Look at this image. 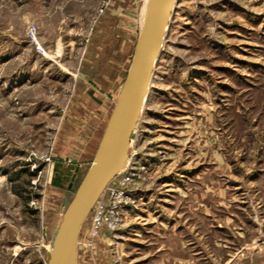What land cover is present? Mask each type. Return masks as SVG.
I'll list each match as a JSON object with an SVG mask.
<instances>
[{"label":"rangeland","instance_id":"obj_1","mask_svg":"<svg viewBox=\"0 0 264 264\" xmlns=\"http://www.w3.org/2000/svg\"><path fill=\"white\" fill-rule=\"evenodd\" d=\"M147 6L0 0V264L47 263ZM124 162L135 207L75 264H264V0L176 1Z\"/></svg>","mask_w":264,"mask_h":264},{"label":"water","instance_id":"obj_2","mask_svg":"<svg viewBox=\"0 0 264 264\" xmlns=\"http://www.w3.org/2000/svg\"><path fill=\"white\" fill-rule=\"evenodd\" d=\"M176 1L148 0L134 55L93 162L80 179L72 197L65 200L50 239L46 264H75L73 249L80 226L101 192L124 164Z\"/></svg>","mask_w":264,"mask_h":264},{"label":"built area","instance_id":"obj_3","mask_svg":"<svg viewBox=\"0 0 264 264\" xmlns=\"http://www.w3.org/2000/svg\"><path fill=\"white\" fill-rule=\"evenodd\" d=\"M116 177L118 179L114 182ZM132 177L133 174L124 162L119 172L101 192L90 210L92 212L91 237L96 235L101 225H106L110 229L117 228L121 222L122 213L135 207L134 189L128 186ZM104 197L107 198V203H104Z\"/></svg>","mask_w":264,"mask_h":264},{"label":"bare ground","instance_id":"obj_4","mask_svg":"<svg viewBox=\"0 0 264 264\" xmlns=\"http://www.w3.org/2000/svg\"><path fill=\"white\" fill-rule=\"evenodd\" d=\"M143 23V22H142ZM142 26V25H141ZM150 82V81H149Z\"/></svg>","mask_w":264,"mask_h":264}]
</instances>
